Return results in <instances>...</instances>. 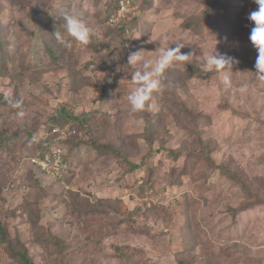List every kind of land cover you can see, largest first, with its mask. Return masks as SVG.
I'll list each match as a JSON object with an SVG mask.
<instances>
[{
    "label": "rangeland",
    "instance_id": "obj_1",
    "mask_svg": "<svg viewBox=\"0 0 264 264\" xmlns=\"http://www.w3.org/2000/svg\"><path fill=\"white\" fill-rule=\"evenodd\" d=\"M118 1L109 20L110 0H0V264H24V253L33 264H264V203L255 204L264 202V80L249 19L259 5ZM73 11L97 31L89 44L67 48L53 34L66 36L64 16ZM127 15L129 32L115 30ZM176 41L193 54L190 63L166 71L167 88L153 93L158 110L131 113V73L140 64L131 66L129 55L155 58L152 51ZM215 46L238 61L230 89L204 70ZM6 93L24 100V117ZM62 108L84 121L87 138L78 137L89 142L75 145L74 171L61 180L31 158L39 140L76 135L49 133L50 115ZM93 142L136 164L154 155L127 173L123 159ZM173 160L199 180L166 186ZM140 200L146 207L136 212Z\"/></svg>",
    "mask_w": 264,
    "mask_h": 264
},
{
    "label": "clouds",
    "instance_id": "obj_2",
    "mask_svg": "<svg viewBox=\"0 0 264 264\" xmlns=\"http://www.w3.org/2000/svg\"><path fill=\"white\" fill-rule=\"evenodd\" d=\"M259 5L258 11H253L249 15V19L254 22L255 27L252 28L250 40L255 48L258 50V57L256 61V75L259 79L264 80V0H255ZM63 28L66 36L58 30L53 34L57 41L67 48L72 47V40L89 44L92 37L96 34L97 28L90 26L78 12H71L64 16ZM67 37L72 38L71 40ZM227 38L225 37V40ZM184 44L176 41V47L158 48L156 51L158 55L155 58L146 59L143 55L144 51L132 52L129 55L128 61L131 66L140 64L131 73V81L135 87L127 95V103L131 113L141 111H156L157 105L153 93L163 92L167 88L165 83V73L176 63H190L193 54L182 53L181 48ZM238 63L235 57L227 53H219L216 50L210 51L204 56V70L211 72L215 71L220 74V81L224 88L230 89L233 86L232 68ZM244 88H241L243 91ZM7 102L11 108L17 110L18 117L25 116L24 100L15 96L9 97L5 94Z\"/></svg>",
    "mask_w": 264,
    "mask_h": 264
},
{
    "label": "trees",
    "instance_id": "obj_3",
    "mask_svg": "<svg viewBox=\"0 0 264 264\" xmlns=\"http://www.w3.org/2000/svg\"><path fill=\"white\" fill-rule=\"evenodd\" d=\"M111 1V11H110V15H109V20L114 18L119 10V1L118 0H110ZM130 15L125 16L124 18H122V21L120 23H122L123 25L120 26V28H116L115 30H121V31H127L129 32V24L126 23L127 20L129 19ZM50 117H52V119H50V122L47 123L48 125V131H50L49 133H54V131L57 132V129H63L65 128L67 131L69 132H74L72 134H76V135H68L67 138L65 139H58L55 138L52 141L48 140H39V142L36 144V151L35 153L41 152L42 150H45L47 148H51L53 146H60L63 151L66 153L67 158L68 159H72L71 155L73 154V152H71L72 150H74L75 145L79 146L81 144L87 143L89 142L86 141V139L84 140H80L78 137L79 132H81L85 138H87L86 134L80 129L81 128V124H84V121L81 119H78V116H73V114L69 111L66 110L65 108H62L60 111H57L56 113L50 115ZM71 122V123H69ZM85 125V124H84ZM68 127V128H67ZM56 136V135H55ZM149 139V138H148ZM96 146V149H98L99 152H106V150H108L109 153H111L112 155H115L116 158H121L123 159L124 163H123V167L127 168V173H133L136 172L140 169H142L145 166H148V164L151 162V159L153 158L154 152L150 151L148 153L147 156H145L142 159V162L140 164H136L134 162H131L127 157H125V155L123 154V152L120 149H116V148H111V151L109 149L108 146H103V145H98L95 142H93ZM153 145V144H150ZM49 150V149H47ZM37 152V153H38ZM68 152V153H67ZM34 154V156L37 155ZM171 157H178V155L176 154H171ZM208 163L210 164V166L213 169H216V164L213 162V160L210 157H206ZM120 160V159H119ZM218 169L220 170V173L224 176H226L229 180H231L232 182L236 183L237 185L241 186L243 189L248 190L243 184L242 181L239 180V178L236 176L235 173L230 172L229 170H226L224 167L219 166ZM71 171H74L73 166L71 165L70 169L68 170V172L66 173H62L61 174V180L63 178H65L67 175H69L71 173ZM153 177V173L150 174V178ZM163 179L165 180V184L166 186L170 187V185L173 184H178V185H183L184 183H192L195 181H198L199 178L195 177L193 174V171L188 170L187 168H183V169H179L177 167V165L175 164V161L173 160L172 165L170 166L169 170L167 173L164 174ZM149 182V181H148ZM173 187V186H172ZM250 193H252L250 190H248ZM144 199V198H141ZM255 199L258 202H255V204H261L264 203L261 200H259L258 197H255ZM254 204V205H255ZM167 205L169 206H173V202L172 200H170V202L167 203ZM137 207V211L136 212H141L146 205L142 202V200H140V203L136 206ZM244 206L239 207L238 209H236L235 211H233L234 213L237 214V211H239L241 208H244ZM156 209H159V205H156ZM246 208H244L245 210ZM240 211H243L240 210ZM0 230L4 233H6V231L2 228V225L0 223ZM24 262V264H33L32 260L28 257L27 254H23L20 256ZM180 264H191L189 261L186 262L185 260H180Z\"/></svg>",
    "mask_w": 264,
    "mask_h": 264
},
{
    "label": "built area",
    "instance_id": "obj_4",
    "mask_svg": "<svg viewBox=\"0 0 264 264\" xmlns=\"http://www.w3.org/2000/svg\"><path fill=\"white\" fill-rule=\"evenodd\" d=\"M120 15L121 12L119 16ZM68 133L72 134L74 132L68 131ZM63 134H65V132ZM61 138L65 139V137ZM47 149L31 158V163L40 170L50 173L53 177H60L62 173L67 172L70 169L72 162L67 158L66 153L60 146H53Z\"/></svg>",
    "mask_w": 264,
    "mask_h": 264
}]
</instances>
